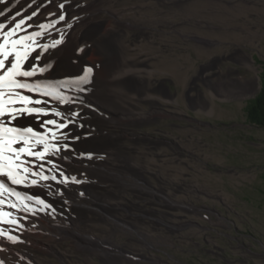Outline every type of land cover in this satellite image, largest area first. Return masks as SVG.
<instances>
[{"label":"rangeland","instance_id":"rangeland-1","mask_svg":"<svg viewBox=\"0 0 264 264\" xmlns=\"http://www.w3.org/2000/svg\"><path fill=\"white\" fill-rule=\"evenodd\" d=\"M97 8L102 26L84 41L113 31L121 64L138 74L116 91L132 118L102 128L118 138L120 159H106L117 173L99 168L115 181L108 204L117 206L91 207L89 228L59 224L66 233L46 234L48 249L8 240L2 264H264V128L246 114L264 72V0ZM228 82L232 94H219Z\"/></svg>","mask_w":264,"mask_h":264},{"label":"bare ground","instance_id":"bare-ground-1","mask_svg":"<svg viewBox=\"0 0 264 264\" xmlns=\"http://www.w3.org/2000/svg\"><path fill=\"white\" fill-rule=\"evenodd\" d=\"M97 1L99 0H7L6 5L0 4V10H3L7 17V19L0 17V22L3 23H11V17L17 10L25 16L30 15L33 10L37 11L38 15L29 22L31 27L28 31L42 32V35L37 38L38 44L49 45L46 50L37 49L39 59L32 61L38 69L44 70L42 72L38 70L31 78H21L22 82L39 89L31 93L23 90V94L30 95L33 100L46 101V105L30 106L47 107L50 112L59 111L62 114L61 117L54 115L40 117L42 120L49 118L74 120V123L64 129L68 139L59 140L61 146L68 145L67 150L61 147V151L50 154L48 157L57 167L48 171L52 166H45V174L49 177L55 172L62 171L67 174L65 178L69 181L58 183L57 181L61 178L58 179L60 174H57L56 180L49 179L40 181L35 186H23L12 185L6 179L0 178L6 183V187L19 192L21 197H30L21 203V200L14 194L10 195L9 192H4L2 194L4 197L0 196V199L5 201L4 211L11 212L12 218L18 222L8 224L0 221V230L15 236L18 240L28 239L29 248L48 249L50 246L44 244L45 237H48L46 234L58 232L60 236L66 233L59 227L61 223L65 224L73 220L74 224L89 228L93 223L90 209L97 203V206L102 205L103 208L117 206L108 204L113 198L108 196L107 185L114 184L115 181L113 183L112 175L110 177L101 175L99 168H107L109 163L106 159L110 157L120 159L121 156L117 152L118 138L105 133L102 128L110 127L109 124H123L122 121L132 118L133 113L116 108L120 98L116 91L122 85L125 86L126 81L132 83L133 75L138 76V74L136 69L125 68L126 63L121 64V53L113 40L117 34L115 35L113 31L109 37L100 34L90 37L86 41L89 44L84 41L89 30L101 25V21L96 18L100 11L97 8ZM61 4L63 8L60 7ZM61 15L64 16V20L59 19ZM69 19L72 21L67 24ZM39 25L45 27L40 28ZM56 41L59 43H55ZM87 47L97 52L95 63L86 60L88 59ZM36 55V51L31 53V56ZM24 70H30L28 62L25 63ZM259 78L257 75L253 79L257 89ZM146 79L141 78V80ZM233 88L234 85L228 82L221 85L218 93L230 95ZM43 92H51L53 95H43ZM61 99L65 102L60 103ZM77 113L78 115H74ZM14 123L16 126L34 127L37 131H44L40 128L37 119L32 116H23ZM116 167L111 165L108 168L117 173ZM51 173L53 174L50 175ZM80 191L82 194L79 193ZM37 198L44 200L48 207L37 204L35 202ZM9 203H15L17 208H9L7 206ZM25 205L31 216L25 214L28 212L25 211ZM40 214L46 215V223L37 219ZM56 224L58 225L54 227ZM54 229L58 231L55 232ZM7 243L8 239L0 236L1 251L9 246ZM94 246L98 249L102 248L101 244H94ZM1 255L0 262H3Z\"/></svg>","mask_w":264,"mask_h":264},{"label":"snow or ice","instance_id":"snow-or-ice-1","mask_svg":"<svg viewBox=\"0 0 264 264\" xmlns=\"http://www.w3.org/2000/svg\"><path fill=\"white\" fill-rule=\"evenodd\" d=\"M7 0H0V4L6 5ZM63 8V4L60 5ZM38 15L33 10L30 15L25 16L17 10L11 17V23L0 22V178L6 179L12 185L35 186L40 181L49 179L56 180V176L49 177L45 174V166L51 165V171L57 165L51 159L50 154L61 151V147L67 150L68 145H60L61 138L67 140L68 136L64 132L68 126L74 123L73 119H46L40 117L57 116L61 117L59 111H49L47 107H33L30 105H46V101L40 99L33 100L30 95L23 94V90L31 93L39 91L38 88L22 82L21 78H31L36 72L43 71L37 68L32 61L39 59L37 49L46 50L49 45H39L37 38L42 32H29L30 21ZM0 17L5 16V12L0 10ZM64 20V16L59 17ZM38 27L44 28V25ZM55 43H59L56 41ZM55 43L52 45L55 46ZM36 51V56L31 53ZM31 56V60L29 59ZM28 62L30 70H24L25 63ZM86 79V78H85ZM43 95L51 96V92H43ZM62 99L60 103H64ZM32 116L37 119L39 126L44 131H37L34 127L16 126L15 121L23 116ZM74 115H78L74 114ZM6 118V119H3ZM63 175V173H60ZM64 183V180L57 181ZM4 192L14 194L21 203L30 197H21L19 192L6 187V183L0 180V195ZM37 204L48 207L44 200L37 198ZM5 201L0 199V221L8 224H16L17 220L12 218V213L4 211ZM9 208H17L15 203H9ZM29 209L25 205V211ZM43 210V209H41ZM0 236H5L8 240L15 241L16 237L0 230ZM2 264V262H0Z\"/></svg>","mask_w":264,"mask_h":264},{"label":"trees","instance_id":"trees-1","mask_svg":"<svg viewBox=\"0 0 264 264\" xmlns=\"http://www.w3.org/2000/svg\"><path fill=\"white\" fill-rule=\"evenodd\" d=\"M246 114L250 125L264 128V72L261 78V90L254 99L248 102Z\"/></svg>","mask_w":264,"mask_h":264}]
</instances>
